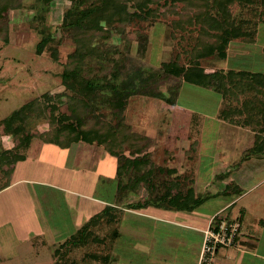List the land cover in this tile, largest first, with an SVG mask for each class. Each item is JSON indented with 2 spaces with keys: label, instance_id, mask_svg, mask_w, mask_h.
<instances>
[{
  "label": "rangeland",
  "instance_id": "obj_1",
  "mask_svg": "<svg viewBox=\"0 0 264 264\" xmlns=\"http://www.w3.org/2000/svg\"><path fill=\"white\" fill-rule=\"evenodd\" d=\"M81 1L53 0L48 11H41V4L36 0H14L7 4L0 20V121L45 94L55 95L65 92L62 74L69 56L77 49V43L74 39L75 36L64 33L62 24L65 12ZM204 1L214 2V0ZM91 2L93 0H86L85 3L90 4ZM260 2H256L250 7L245 4L232 6L231 11L236 20H250V26L253 29L257 28L259 24L255 41L249 43L243 39L234 40L228 49L227 58H221L217 55L200 60V67L210 75L213 74L209 81V88L188 84L183 76L179 77L164 73L153 84V90H158L161 93L159 98L166 99L169 104L176 106L181 114H200L208 117L213 116L215 113L214 102L219 106L223 94L227 97L225 99L228 103L232 102V96L229 95V92L231 89L235 90L236 87H238L237 90L245 89L250 83V86L252 85L251 87L254 89L260 88L263 96L264 22L260 21L255 13V10L260 11L263 9ZM164 3L165 1L161 3L163 7L155 19L146 18V15H142V19L133 18L126 24L112 27V35L109 38L94 40L92 46H89L92 56H96V50L99 48L101 49L100 55L105 60V66L110 64L100 73L96 71L98 74L109 77L113 60L123 62L120 68L122 78H125L127 74L135 73L134 71L137 69H142L146 72L145 75L159 72L163 64L171 61L177 62L179 66H191V62L194 60L195 48L202 47V42L207 44L214 42L202 33V26L187 23L195 15L196 10L202 7L201 1L175 0L168 6H165ZM155 7L157 6H153V8ZM107 8L114 15L125 16L136 12L131 2L125 3L123 0H108ZM40 27H44L47 33L53 34L54 42L59 44L60 62L53 61L47 51L43 54L37 53L41 41V35L38 31ZM214 75H217L220 79L217 78L218 81H214ZM253 78L255 79L253 80ZM229 106L227 105L223 109L229 112V109L233 110L235 105L229 104ZM101 109L104 110L102 112L107 117L109 116V119L113 120V124L117 123V120L112 118L105 107ZM100 112L94 114L97 113L96 115H98ZM48 115L49 120L47 122L25 133L27 139L30 136L38 137L51 129L49 122L51 121L52 112H49ZM84 116H87V114ZM88 118L91 121L94 116L88 115ZM233 130L234 128L230 126H224V130L222 129L220 134L222 138L229 137L234 135ZM124 134L126 141L131 135L135 137L126 125ZM11 142L12 139L7 135L6 127L1 126L0 149L3 148V144L9 146ZM134 144L135 147L137 145L144 146L143 138L138 139L136 137V143ZM128 147L127 143L126 148ZM61 161L68 162L69 159L63 158ZM51 169L53 168L43 167L41 171H35L33 167L28 165V167L22 168L18 175L45 176V178L51 177L52 180L55 176L53 172L49 171ZM100 173L101 171L97 173V176L94 175V182L84 187L86 189L79 182H74L71 186L73 189H80L81 193H87L96 200H86L67 193L62 195L57 192V222L44 224L30 222L29 212L33 210L35 205H33L32 199H28L27 196L32 186L25 185L10 191L6 189V191L0 192V264H55V250L65 240L74 235L82 225L91 220L96 213L106 211L107 207L105 204H101V200L112 205L123 203V199L121 197L118 199L115 195L117 189H115L114 183L104 184L100 182L103 178ZM88 177L90 178V176ZM2 178L0 184L3 185L2 182L6 181V178ZM77 180L78 178H76ZM59 194L62 195L61 198ZM119 194H123V191ZM205 202L202 203L204 205L201 211L204 216L210 215L221 207L218 200L211 199ZM70 203L71 205H69ZM74 204L85 206L89 212L92 210L91 215L93 216L86 218V222L85 220L75 222L76 210L71 207ZM195 205L192 206L191 203L189 208L192 209ZM255 211L257 214L264 212L263 206L260 210L255 209ZM114 214L116 213L114 212ZM117 217H119L118 214ZM31 220H34V217ZM126 221V224L131 222V225L126 226L125 239L121 240L123 254H125L122 261L119 260L118 239L113 235L116 226L103 222L98 225L95 232L106 241L77 249L67 255L68 260L76 261L77 264H125V261L129 264L131 260L130 264H134V246L136 243L141 242L147 248H151L149 245L152 246L153 243L155 248L168 252L171 248L168 244L176 239L172 229L169 231L164 228L165 226L162 223L154 222L148 217L126 213ZM38 235L44 236L38 237ZM35 236L39 238L36 243L31 240ZM155 248H152L153 256L144 254H142L144 256H137V259L142 261L140 264L154 262ZM174 250L175 248L172 249V251ZM172 251H169L170 255L173 256V259L174 257L177 258L174 254H171ZM178 252L181 254V248H178ZM91 253L98 254L102 259H85L86 254ZM253 253L255 255L251 256L250 261H247L246 264H264V259L257 258L258 255L264 256V246L260 250L253 251ZM190 257L191 259L194 258L192 255ZM182 259L183 256L179 255L177 264H181ZM153 264L157 263L154 262Z\"/></svg>",
  "mask_w": 264,
  "mask_h": 264
},
{
  "label": "crops",
  "instance_id": "obj_2",
  "mask_svg": "<svg viewBox=\"0 0 264 264\" xmlns=\"http://www.w3.org/2000/svg\"><path fill=\"white\" fill-rule=\"evenodd\" d=\"M251 86L249 83L245 89H231L232 102L229 103L223 94L219 106L214 102L215 113L208 117L181 114L166 99L142 92L133 93L126 111V126L135 137H128L127 150L128 156L139 159L141 165L123 176L118 172V159L102 147L80 142L61 148L47 143L44 133L38 137L30 136L26 159L5 167L8 177L3 185L0 184V192L32 186L27 196L35 205L29 212L30 222H57V192L96 200L71 186L79 182L83 188L87 187L94 182V175L101 171L103 178L100 182L114 183L115 195L123 199V203L114 205L101 200L107 208L119 210V260L125 256L121 242L126 236L125 228L131 225V222L126 224V213L162 223L167 230H173L176 238L168 244L171 246L168 252L175 248L171 254L177 258L173 259L170 252L155 248L153 243L149 245L151 248H147L138 242L134 246V264L142 263L137 256H153L152 248H155L154 262L157 264H177L179 255L183 256L181 264H198L205 229L214 216L225 212L229 218L241 221L242 234L239 247L220 249L214 264H246L255 255L253 251L264 246V212L257 214L255 211L262 206L264 209V95L260 88ZM229 104L235 106L227 112L223 107ZM224 126L234 128V135L222 138L220 132ZM239 130L242 132H237ZM136 137L143 138L144 146L135 147ZM2 146L0 152L17 148L19 141L12 140L9 146ZM63 158L69 161H61ZM28 165L35 171L52 167L49 171L55 177L51 180L45 176L18 175ZM130 174L138 178L135 184L129 181ZM127 183L134 185L135 189L119 194L121 185ZM211 199L218 200L221 207L204 216L202 203ZM190 201L192 206L197 204L192 209L189 208ZM71 207L76 210L75 222H86V218L93 216L92 210L89 212L85 206L74 204ZM177 247L181 248V254ZM190 255L194 258L191 259ZM258 257L264 259L263 255Z\"/></svg>",
  "mask_w": 264,
  "mask_h": 264
},
{
  "label": "trees",
  "instance_id": "obj_3",
  "mask_svg": "<svg viewBox=\"0 0 264 264\" xmlns=\"http://www.w3.org/2000/svg\"><path fill=\"white\" fill-rule=\"evenodd\" d=\"M10 1L14 0H0V20L6 10L5 7ZM36 1L41 4V11H48L51 2H53V0ZM123 1L125 3L131 2L136 12L125 16L114 15L107 8L108 0H93L90 4H86V0H82L65 12L62 29L64 33L75 36L74 39L77 43V49L69 56L62 74L63 85L66 90L61 94H45L0 121V128L4 125L7 129V135L12 140L19 141L17 148L0 152V179L8 177V173L5 172V167L8 164L26 159L30 140L26 138L25 133L47 122L49 112H52L51 121L49 122L51 129L44 133L47 143L61 148H69L80 142L102 147L118 159L120 176L130 172L131 169L135 171L141 165L140 160L128 156L127 141L124 134L125 114L131 95L142 92L159 97L161 93L158 90H153V84L164 73L179 77L183 76L188 84L209 88V81L213 74L210 75L200 67V60L217 55L221 58H227L228 49L234 40L243 39L249 43L255 41L259 24L257 28L253 29L250 26V20H236L231 11L232 6L245 4L250 7L252 4L261 1L260 6L263 9L260 11L255 10V13L258 16L257 18L264 22V0H214L213 3L199 0L202 2V7L196 10L195 15L187 23L202 26V33L214 42L209 44L202 42V47L195 48L194 60H192L191 66H179L177 62L171 61L163 64L159 72L145 75L146 72L137 69L134 71L135 73L127 74L125 78H122L120 68L123 62L113 60V65L110 67V76L107 77V75L98 74L101 70H105L110 66V64L105 66V60L100 55L101 49L97 48L96 56H92L90 52L89 46H92L94 40L109 38L112 35V27L126 24L133 18L142 19V15H146V18L155 19L163 7L161 5L163 1H165L164 5L168 6L175 0ZM153 6L157 7L153 8ZM42 18L44 19V16ZM38 31L41 35V41L37 53L43 54L47 51L53 61L60 62L61 51L59 44L54 42L53 34L47 33L44 27L38 28ZM213 78L214 81L220 79L217 75H214ZM103 107L107 109L112 118L117 120L116 124H113V120L102 112L104 111L101 109ZM98 111L102 113L94 114ZM85 114L87 116H84ZM88 115H93L94 119L89 121ZM137 179L135 175L130 174L129 181L131 184H135ZM120 189L128 192L129 190L133 191L135 188L134 185L127 183L121 185ZM118 213V208L110 207L92 217L55 250V264H77L76 261H69L67 255L91 244L104 243L106 240L95 232V229L102 222L116 226L113 235L118 239L120 233ZM37 239L39 238L33 241L36 243ZM87 258L92 260L102 259L98 254L92 253L86 254L85 259Z\"/></svg>",
  "mask_w": 264,
  "mask_h": 264
},
{
  "label": "built area",
  "instance_id": "obj_4",
  "mask_svg": "<svg viewBox=\"0 0 264 264\" xmlns=\"http://www.w3.org/2000/svg\"><path fill=\"white\" fill-rule=\"evenodd\" d=\"M241 234L242 223L240 220L229 218L225 212L214 216L204 231V242L198 264H214L220 249L239 247Z\"/></svg>",
  "mask_w": 264,
  "mask_h": 264
}]
</instances>
